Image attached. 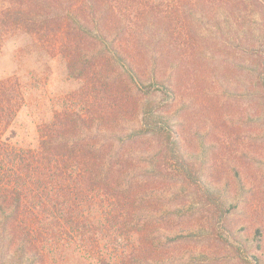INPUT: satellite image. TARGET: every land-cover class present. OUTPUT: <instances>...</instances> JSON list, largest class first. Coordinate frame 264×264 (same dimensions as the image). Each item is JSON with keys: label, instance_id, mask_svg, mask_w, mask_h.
<instances>
[{"label": "trees", "instance_id": "obj_1", "mask_svg": "<svg viewBox=\"0 0 264 264\" xmlns=\"http://www.w3.org/2000/svg\"><path fill=\"white\" fill-rule=\"evenodd\" d=\"M15 31L79 86L20 147L3 135L22 86L0 79V264H264L229 133L187 120L204 99L263 174L264 0H0V48Z\"/></svg>", "mask_w": 264, "mask_h": 264}, {"label": "rangeland", "instance_id": "obj_2", "mask_svg": "<svg viewBox=\"0 0 264 264\" xmlns=\"http://www.w3.org/2000/svg\"><path fill=\"white\" fill-rule=\"evenodd\" d=\"M8 76H13L20 82L24 101L3 139L20 147H34L37 143V125L48 120L52 111L59 109L65 101L72 100L70 96L74 95L79 82L68 75L65 61L60 55L47 53L33 36L22 31L8 34L0 48V79ZM195 103L199 108L187 115L188 122L202 124L205 129L209 127L210 138L212 134L217 137L222 132L229 133L228 137L224 136L219 140L215 138L218 149L221 147L224 150V146H228L231 150L228 156L230 162H236L248 185L253 187L248 194L249 204L243 218L248 222V229L257 225L262 227L264 236V170L261 175V171L254 165L245 169L243 162L240 163L237 157L243 148H248L251 152L258 151L259 143L251 147L245 145L239 129L227 128L223 121H216L215 111L207 108L209 105L204 99ZM181 132L185 135L182 129ZM187 144L193 147L194 141L189 140ZM218 154L220 155L219 152ZM224 162L229 164L228 160ZM216 176L221 181L229 180L233 184L232 172L222 161H219ZM231 188L237 189L234 186ZM249 205L251 206L248 207ZM56 261V264H97L79 253L76 248L66 252L59 262Z\"/></svg>", "mask_w": 264, "mask_h": 264}]
</instances>
